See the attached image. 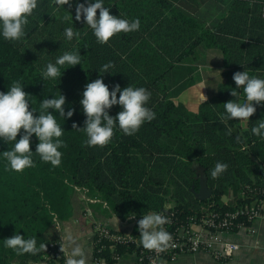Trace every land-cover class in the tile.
<instances>
[{"label":"trees","instance_id":"16d2710c","mask_svg":"<svg viewBox=\"0 0 264 264\" xmlns=\"http://www.w3.org/2000/svg\"><path fill=\"white\" fill-rule=\"evenodd\" d=\"M199 1L104 0L114 15L139 17L141 27L101 44L86 22L75 19L76 0L63 6L57 0H38L25 37L15 42L0 37V90L7 91L12 80H20L32 94L30 109H39L44 96L60 92L67 97L66 111L75 108L70 118L57 114L66 142L59 166L33 153L34 166L17 172L6 169L0 158V264L43 260L44 250L17 254L4 247L3 239L19 231L26 238L36 236L38 245L55 242L51 232L71 215L78 191L105 202L122 220L162 212L170 220L164 227L172 234L207 211L225 212L250 203L254 195L247 188H264V137L251 132L264 117V105H258L245 122L221 117L223 103L235 99L231 88L236 86V71L264 76V0ZM68 26L80 36L68 40L64 36ZM73 49L81 50L82 64L65 70L62 66L60 79L44 80L46 64ZM200 50H219L223 82L193 113L173 99L194 84L188 64L205 61ZM108 61L115 63L113 73H99ZM100 76L110 90L116 83L149 89L148 106L157 115L133 135L117 127L109 143L89 146L84 143L86 134L73 128V122L84 126L82 93L89 81ZM120 110V105H114L109 111L115 115ZM38 142L33 134V151ZM11 143L0 138V151ZM217 161L228 168L212 177ZM201 172L213 191L204 201L196 197ZM244 191L246 198H242ZM227 196L233 200L224 202ZM133 250L134 244L93 243L94 257L104 258L103 264H116L118 256L129 257Z\"/></svg>","mask_w":264,"mask_h":264},{"label":"clouds","instance_id":"9594fccd","mask_svg":"<svg viewBox=\"0 0 264 264\" xmlns=\"http://www.w3.org/2000/svg\"><path fill=\"white\" fill-rule=\"evenodd\" d=\"M67 3L69 0H57V4L61 6ZM37 7L38 0H0V37L14 42L25 37L29 17ZM110 9L105 6L104 0H84V2L76 0L75 19L86 22L101 44L108 43L115 34L140 29L139 17L129 19L126 16L114 15ZM64 36L72 40L74 36L78 38L80 32L68 26L64 29ZM82 58L80 49L64 51L55 58V62L49 61L46 64L42 71L44 80L60 79L63 74L62 66L65 70L69 65L82 64ZM114 67L115 63L108 61L98 71L101 74L113 73ZM233 79L236 86L231 88V93L235 99L223 103L224 112L221 117L224 120L239 118L242 122L247 121L256 113L258 105H264V76L253 75L245 69L236 71ZM24 85L20 80H12L7 91L0 90V138L7 143L12 142L7 150L0 151V158L3 159L6 169L17 172L34 166L33 153L39 154L41 160L59 166L63 155L61 149L66 142L61 138L65 129L58 122L57 114L65 119L70 118L74 115L75 108L66 111L67 97L60 92L58 95H52L51 98L44 96L43 100H40L39 109L35 106L30 109V103L33 105L32 94L24 90ZM151 95V91L146 87L131 84L121 87L116 83L110 90L103 76H100L89 81L82 93L80 104L86 117L84 126L81 127L77 122H73V128L86 134L87 139L84 143L89 146H103L109 143L117 127L124 134L133 135L145 122L152 121L157 115L148 106ZM114 105H120L121 110L111 115L109 110ZM37 111L39 115H34ZM251 132L256 136L264 137V117L257 120ZM229 133H231L230 129ZM33 134L39 141L35 151L31 144ZM237 139L239 140V137ZM227 168V163L217 161L211 169L212 177L219 176ZM52 215L55 216V213L53 212ZM167 223H170L169 217L162 212L152 211L143 214L138 220L140 245L157 252L169 247L173 238L164 227ZM62 239L64 264H87L88 251L81 242L79 234L68 230L62 235ZM3 244L17 254L35 255L47 248L45 243L37 244L36 236L26 238L19 231L3 239Z\"/></svg>","mask_w":264,"mask_h":264},{"label":"crops","instance_id":"0c3cea01","mask_svg":"<svg viewBox=\"0 0 264 264\" xmlns=\"http://www.w3.org/2000/svg\"><path fill=\"white\" fill-rule=\"evenodd\" d=\"M200 51L199 55L204 57L205 61L199 64H188V66L192 68L189 77L193 79L194 84L187 87L178 97L173 99L174 101L178 98L182 99V96L192 91V93H190L191 100L188 103L189 106L185 102L184 105L193 113L198 111L200 104L208 99L210 95H213L216 92L218 84L223 82L220 55L214 50ZM197 66H201L206 70L200 71L197 69ZM212 78L216 81H213ZM201 87H203L201 91L202 96L197 98V94L195 93L196 89L193 90V88L201 89ZM197 100L198 103L193 105ZM192 105L194 108H192ZM232 200L231 197L227 196L224 202L228 203ZM140 218L142 217H131L127 220H122L109 210L105 202L99 199H93L88 196L86 191H78L74 198L71 215L68 219L58 222L51 234L53 238L56 239L55 242H59L60 248L63 242L62 235L65 232L72 230L79 234L81 242L88 251L87 264H91L94 257L93 243L96 225L102 224L123 234H134L140 242V232L138 230V220ZM251 226L256 230V234L254 235L247 230L224 234V238L227 241L234 242L240 246L235 255L227 261L216 260L207 252H194L180 254L175 260L168 264H264V220L255 219ZM257 242L259 243L257 244ZM133 253H131L129 257L121 255L122 261L120 264H134L136 262V257ZM29 264H64V254L62 252L61 259H52L51 261L41 260Z\"/></svg>","mask_w":264,"mask_h":264},{"label":"built area","instance_id":"2783aa9c","mask_svg":"<svg viewBox=\"0 0 264 264\" xmlns=\"http://www.w3.org/2000/svg\"><path fill=\"white\" fill-rule=\"evenodd\" d=\"M262 16L264 17V6ZM247 189L253 190L251 195L254 197L250 203L236 206L234 210L225 212L207 211L201 217L193 219L191 223L177 227L172 233V243L163 251L157 252L144 248L138 251V248L143 246L140 245L136 235L123 234L102 224L95 226L94 242L105 240L118 244H134L133 254L136 257L134 264H168L180 254L194 252H207L216 260L227 261L235 255L240 246L227 241L224 234L247 230L254 235L256 230L251 226L252 222L255 219L264 220V188ZM246 192L242 193V198H246ZM105 247L106 245L99 247V251ZM61 257L62 250L59 242L47 245L43 255L44 261L61 259ZM116 259V264H120L122 256H118ZM104 262V258L95 256L91 264H103Z\"/></svg>","mask_w":264,"mask_h":264},{"label":"water","instance_id":"95a60500","mask_svg":"<svg viewBox=\"0 0 264 264\" xmlns=\"http://www.w3.org/2000/svg\"><path fill=\"white\" fill-rule=\"evenodd\" d=\"M199 180H200V188L196 192V197L199 200L204 201V200L209 199L212 196L213 191L208 187L207 180L203 172H201V175L199 176Z\"/></svg>","mask_w":264,"mask_h":264},{"label":"rangeland","instance_id":"374dc122","mask_svg":"<svg viewBox=\"0 0 264 264\" xmlns=\"http://www.w3.org/2000/svg\"><path fill=\"white\" fill-rule=\"evenodd\" d=\"M198 2H200L199 0H198ZM200 3H202V2H200ZM216 51V53L217 54H219L220 52H219V50H215ZM201 52V51H200ZM205 52V51H204ZM194 64H196L197 62H193ZM218 63V62H217ZM197 69H199L200 71H202V70H206L205 68H202L201 66H197ZM215 76V75H214ZM214 78H216V77H214ZM212 80L213 81H216V80H214L213 78H212ZM194 89H196V94H197V98H200L201 96H202V90H203V87H201V89H198V88H193V90ZM198 92V93H197ZM190 93H192V91H190V92H188V93H186L184 96H182V99L181 98H178V99H176L175 100V102H177V103H182L183 105H184V102L185 103H187V105H188V103H189V101L191 100V96H190ZM182 101V102H181ZM198 103V100L195 102V103H193V105H195V104H197ZM192 105V108H194V106ZM189 106V105H188ZM227 197H224V200L226 199Z\"/></svg>","mask_w":264,"mask_h":264}]
</instances>
